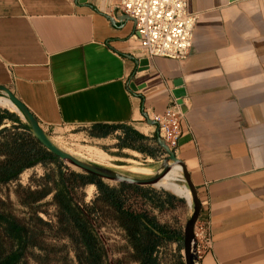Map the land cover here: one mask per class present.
Listing matches in <instances>:
<instances>
[{"label":"crops","instance_id":"1","mask_svg":"<svg viewBox=\"0 0 264 264\" xmlns=\"http://www.w3.org/2000/svg\"><path fill=\"white\" fill-rule=\"evenodd\" d=\"M121 1L0 0V87L48 136L80 129L150 158L166 157L155 118L179 109L175 154L202 204L199 264H264V0H189L199 18L184 61L149 60ZM14 115L21 125L0 131H23ZM172 201L152 206L175 212Z\"/></svg>","mask_w":264,"mask_h":264},{"label":"rangeland","instance_id":"2","mask_svg":"<svg viewBox=\"0 0 264 264\" xmlns=\"http://www.w3.org/2000/svg\"><path fill=\"white\" fill-rule=\"evenodd\" d=\"M0 98L7 99L3 95ZM0 110L20 115L9 108L0 107ZM48 137L60 149L83 161L132 177L153 176L167 157L157 154L155 158H150L145 154L124 151L118 148V143L114 140H92L80 129L60 128L50 132ZM136 144L144 150L150 148L143 141H136ZM98 157L105 161H100ZM63 174L66 178L68 176L67 197L61 184ZM72 176L87 178L90 175L56 158L47 164L35 165L25 170L17 180L0 186V213L5 215L2 216L0 226V264H10L17 256L20 258L16 264H81L87 253L86 241L81 242L80 231L77 229L80 221L78 224L74 219L78 209L87 217L91 230L100 239L98 251L107 252L108 263L99 264H118L117 260L122 261L120 264H136L129 258L132 251L128 249L130 253L129 256L128 253L126 255L129 243L125 238L126 232L118 224L117 218L120 214L113 206L114 197L109 193L112 189L122 190L121 198L125 210L136 214H150V218L159 225L181 230L184 236L185 226L191 218L185 212L184 198L156 187L123 190L120 184L102 180L109 187L107 191L101 192L92 184L81 187L80 182ZM180 176L182 177V173ZM182 181L183 183H174L186 188L184 179ZM166 198L173 200L172 205L180 209L162 213L152 206L158 208ZM179 202L183 204L180 206ZM95 207L100 213L99 216L91 211ZM11 221L24 226L28 233H23L18 238L14 235L15 228ZM183 242L182 237L181 248ZM145 244H148V240ZM178 249L179 245L173 242L162 244L158 249L159 264H175L178 255L182 256L185 264L184 251L179 254Z\"/></svg>","mask_w":264,"mask_h":264},{"label":"trees","instance_id":"3","mask_svg":"<svg viewBox=\"0 0 264 264\" xmlns=\"http://www.w3.org/2000/svg\"><path fill=\"white\" fill-rule=\"evenodd\" d=\"M16 119L18 120L16 115L11 114L8 111L0 110V127L5 120L14 121ZM19 125H21L20 121ZM20 129L23 131H19L18 133L11 132L8 129L0 131V155L4 157V159L0 161V186L17 180L25 170L32 168L35 165L47 164L50 161L56 160V157L43 148L31 135L29 126L25 125L23 128L20 127ZM67 178L64 174L61 177V184L62 187H64L65 192L68 187ZM72 178L78 180L81 187L92 184L101 192H104L105 190L107 191V188L109 187L93 176H87V178H83L82 176H72ZM120 188L123 190L125 188L138 189V187L127 185H120ZM121 191L112 189L109 193L114 197L113 206L120 214L117 218L119 221L118 224L127 234L125 238L129 243V248L127 247L126 255L128 253L129 256V251H132L129 258L132 261H135L136 264H159V247H161L162 244L164 245L169 242L180 245L182 238L180 230H173L169 226L159 225L155 220L150 218V214H136L135 212L125 210L121 198ZM65 192L64 195L67 197L68 191L66 192L67 194ZM91 211L93 214L100 215L96 207ZM78 212L75 214L76 218L74 217V219L78 224L80 221L77 229L80 231L82 243L86 241L85 249L87 253V256L82 258L81 264H99V262L108 263L107 252L98 251L100 239L91 230V227L87 222V217L82 214L79 209ZM2 216L5 215L0 213V226L1 220H3ZM10 223H12L11 225L15 228L14 235L18 238L23 233H28L24 226L17 222L11 221ZM133 227L135 228L134 230L132 229ZM8 234L10 235V233ZM14 235L11 234L12 238H14ZM146 240H148V244H145ZM178 250L180 254V247ZM123 255V257H125V252ZM19 258V256L15 257L10 264L18 263ZM117 262L120 264L122 261L117 260L116 263ZM175 264H183L182 256L178 255Z\"/></svg>","mask_w":264,"mask_h":264},{"label":"built area","instance_id":"4","mask_svg":"<svg viewBox=\"0 0 264 264\" xmlns=\"http://www.w3.org/2000/svg\"><path fill=\"white\" fill-rule=\"evenodd\" d=\"M189 0H122L121 14L132 19L136 26L145 56L186 60L192 50L194 31L199 18L188 10ZM182 114L177 108L155 118L160 137L175 152L181 130Z\"/></svg>","mask_w":264,"mask_h":264},{"label":"water","instance_id":"5","mask_svg":"<svg viewBox=\"0 0 264 264\" xmlns=\"http://www.w3.org/2000/svg\"><path fill=\"white\" fill-rule=\"evenodd\" d=\"M148 64L149 62L147 60H144L140 63V66L143 68L142 70H140V75L145 72L144 67H146ZM0 95L7 97V99L10 100V102L17 108L21 117L29 126L32 136L37 140V142L40 143L43 148H45L50 154H52L62 162L99 180L135 187H156L174 169H180L184 182L186 183V187L191 193V206L193 211L192 216L187 222L184 229V261L185 264H199L198 240L196 237L195 229L202 212V204L199 200L197 190L194 187L184 164L177 158L175 152L170 149L168 144L161 137H159L158 139V144L164 150L167 158L161 162L156 173L153 176L147 178L128 176L118 171L83 161L75 157L74 155L63 151L50 140L47 134L40 127L39 122L34 117V115L22 102H20L13 95V93L9 89L0 87ZM175 95L178 98L179 105L185 112V107L182 102L184 92L180 91ZM153 124L156 125L155 122H153Z\"/></svg>","mask_w":264,"mask_h":264},{"label":"bare ground","instance_id":"6","mask_svg":"<svg viewBox=\"0 0 264 264\" xmlns=\"http://www.w3.org/2000/svg\"><path fill=\"white\" fill-rule=\"evenodd\" d=\"M0 107L9 108L10 110H15L18 112L17 108L10 102V100L5 98H0ZM100 161H105L104 158L98 157ZM91 160V159H90ZM93 161V160H92ZM180 178V169H174L169 175L166 176V178L160 182L156 188L166 190L168 192H171L173 195H176L177 197L185 198L191 205L192 199H191V193L188 190V188H182L176 183Z\"/></svg>","mask_w":264,"mask_h":264}]
</instances>
